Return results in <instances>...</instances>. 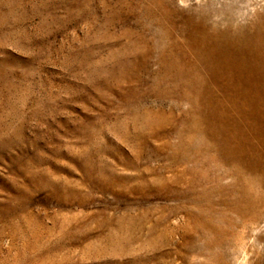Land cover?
<instances>
[{"label": "rangeland", "instance_id": "obj_1", "mask_svg": "<svg viewBox=\"0 0 264 264\" xmlns=\"http://www.w3.org/2000/svg\"><path fill=\"white\" fill-rule=\"evenodd\" d=\"M0 264H264V0H0Z\"/></svg>", "mask_w": 264, "mask_h": 264}]
</instances>
